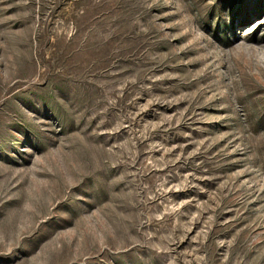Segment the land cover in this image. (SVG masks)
<instances>
[{
    "label": "rangeland",
    "instance_id": "rangeland-1",
    "mask_svg": "<svg viewBox=\"0 0 264 264\" xmlns=\"http://www.w3.org/2000/svg\"><path fill=\"white\" fill-rule=\"evenodd\" d=\"M0 264H264V0H0Z\"/></svg>",
    "mask_w": 264,
    "mask_h": 264
}]
</instances>
